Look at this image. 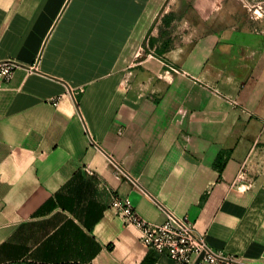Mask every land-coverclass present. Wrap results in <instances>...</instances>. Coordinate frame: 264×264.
Wrapping results in <instances>:
<instances>
[{
  "label": "crops",
  "instance_id": "0c3cea01",
  "mask_svg": "<svg viewBox=\"0 0 264 264\" xmlns=\"http://www.w3.org/2000/svg\"><path fill=\"white\" fill-rule=\"evenodd\" d=\"M165 1L0 0V61L19 64L0 80V264H180L114 196L264 264V37L181 0L177 42L143 56Z\"/></svg>",
  "mask_w": 264,
  "mask_h": 264
},
{
  "label": "built area",
  "instance_id": "2783aa9c",
  "mask_svg": "<svg viewBox=\"0 0 264 264\" xmlns=\"http://www.w3.org/2000/svg\"><path fill=\"white\" fill-rule=\"evenodd\" d=\"M18 66L12 59L0 61V80L9 81ZM35 66L34 64L33 67ZM173 70L178 71L176 68ZM110 207L124 223L138 230V238L143 246L158 254L167 255L176 263L232 264L239 261L232 255L211 249L204 235L195 231L190 223L170 212L166 213V219L162 223H153L142 218L127 197L114 196Z\"/></svg>",
  "mask_w": 264,
  "mask_h": 264
},
{
  "label": "rangeland",
  "instance_id": "374dc122",
  "mask_svg": "<svg viewBox=\"0 0 264 264\" xmlns=\"http://www.w3.org/2000/svg\"><path fill=\"white\" fill-rule=\"evenodd\" d=\"M180 1L166 0L163 3L144 37L140 50L143 56L165 53L177 42L182 32L181 19L175 17L176 13L171 9L177 3L181 5L182 1ZM213 1L215 2V0ZM216 3L218 8L214 12L215 20H218L220 26L238 24L236 29L241 31V28H244L242 24L249 22L242 33L260 34L264 37V0H216ZM177 10L179 9L177 8ZM251 53L246 51L250 57H252ZM140 57L141 55L137 59ZM242 57V60L246 61V55H242ZM244 179H246V174L240 172L238 180L244 182Z\"/></svg>",
  "mask_w": 264,
  "mask_h": 264
},
{
  "label": "trees",
  "instance_id": "16d2710c",
  "mask_svg": "<svg viewBox=\"0 0 264 264\" xmlns=\"http://www.w3.org/2000/svg\"><path fill=\"white\" fill-rule=\"evenodd\" d=\"M10 264H35L32 262H15V263H10ZM55 264H77V263H73V262H67V263H55Z\"/></svg>",
  "mask_w": 264,
  "mask_h": 264
}]
</instances>
